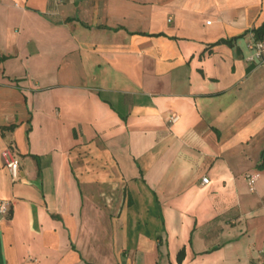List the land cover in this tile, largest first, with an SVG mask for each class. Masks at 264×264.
Wrapping results in <instances>:
<instances>
[{
	"label": "crops",
	"instance_id": "obj_1",
	"mask_svg": "<svg viewBox=\"0 0 264 264\" xmlns=\"http://www.w3.org/2000/svg\"><path fill=\"white\" fill-rule=\"evenodd\" d=\"M263 24L264 0H0V264L264 260Z\"/></svg>",
	"mask_w": 264,
	"mask_h": 264
},
{
	"label": "built area",
	"instance_id": "obj_2",
	"mask_svg": "<svg viewBox=\"0 0 264 264\" xmlns=\"http://www.w3.org/2000/svg\"><path fill=\"white\" fill-rule=\"evenodd\" d=\"M251 35L253 42L250 44V48L254 50V53L250 57H248V60L255 61V59H258L260 63L264 64V40H257L254 34ZM178 116V114L172 113V115L170 116V120L175 121L179 118ZM17 150V146L15 144H12L3 151V158H5L4 164L11 172L12 180L14 182L19 181V179L22 177L20 171L21 161L20 157H18ZM247 177L250 180V186L253 190L255 188V184H257L259 176L250 173L247 175ZM203 179L205 182H210V178H208L207 176ZM13 206L14 200H11L10 198L0 199V214L4 217H11ZM257 264H264V260L257 262Z\"/></svg>",
	"mask_w": 264,
	"mask_h": 264
},
{
	"label": "trees",
	"instance_id": "obj_3",
	"mask_svg": "<svg viewBox=\"0 0 264 264\" xmlns=\"http://www.w3.org/2000/svg\"><path fill=\"white\" fill-rule=\"evenodd\" d=\"M253 34L256 36L257 40H264V24L262 26H258L253 28ZM236 39V38H235ZM235 39L232 38H225V39H221L220 41H217L216 43L220 44V43H226V42H234ZM11 128V126H10ZM260 169H264V150L263 153L261 155L259 164H258ZM185 252L182 251L180 254L179 259L181 260L182 257H184Z\"/></svg>",
	"mask_w": 264,
	"mask_h": 264
}]
</instances>
